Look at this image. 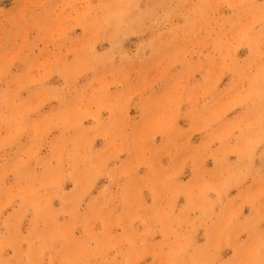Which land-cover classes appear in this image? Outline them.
I'll list each match as a JSON object with an SVG mask.
<instances>
[{"label": "rangeland", "instance_id": "rangeland-1", "mask_svg": "<svg viewBox=\"0 0 264 264\" xmlns=\"http://www.w3.org/2000/svg\"><path fill=\"white\" fill-rule=\"evenodd\" d=\"M0 264H264V0H0Z\"/></svg>", "mask_w": 264, "mask_h": 264}]
</instances>
